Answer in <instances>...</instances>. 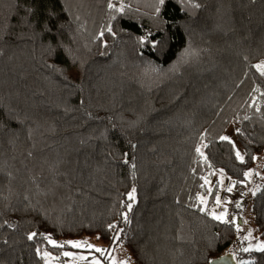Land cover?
Returning <instances> with one entry per match:
<instances>
[{
  "label": "trees",
  "instance_id": "16d2710c",
  "mask_svg": "<svg viewBox=\"0 0 264 264\" xmlns=\"http://www.w3.org/2000/svg\"><path fill=\"white\" fill-rule=\"evenodd\" d=\"M156 7L0 0V264H43L62 249L49 235L112 247L119 232L134 264H209L235 243L204 178L223 170L243 192L264 152V0ZM232 123L236 141L221 140ZM251 211L264 237V180Z\"/></svg>",
  "mask_w": 264,
  "mask_h": 264
},
{
  "label": "rangeland",
  "instance_id": "374dc122",
  "mask_svg": "<svg viewBox=\"0 0 264 264\" xmlns=\"http://www.w3.org/2000/svg\"><path fill=\"white\" fill-rule=\"evenodd\" d=\"M224 136H228L230 138L229 140L236 141L235 126L233 123L229 126ZM237 149L243 156V149L239 146ZM256 157H258V159L255 160L253 166L249 169L252 170V174L247 177L246 186L244 187L243 192H240L239 189H237L235 180L226 174L218 173L212 179V182H209V186H211V188H218L219 192L217 196L220 197L222 202L230 201V203H227L226 205L222 203L220 206H217L215 203L210 207V211H215L219 214L224 211L226 207V219L234 220L237 224V238L235 243L228 248V252H236L249 246L252 247V250H256V245L258 243H264V237L258 232L254 223L253 213L251 211L252 198L254 196L253 191L256 193V190L261 187L264 180V152L257 154ZM221 180L222 184L218 183V181ZM233 184L235 185L233 191H226L227 187ZM205 198L206 203H202L203 209H207L208 207L209 194ZM237 202H239L240 207H237ZM249 231H251V237L248 240H245L244 237L248 235ZM52 239L60 243L68 240L87 241L88 243H91L96 247L103 248L106 251L101 254L96 252L94 248H74L71 245L65 244L60 251L48 252L50 255H45L43 264H95V261L97 260L100 261V264H112L113 257L117 261L129 259V264H134L122 242L110 247L102 241H99L96 237L84 236L81 238ZM64 252H71L73 253V256L66 257L63 255ZM80 256H85L87 259L81 260L79 259Z\"/></svg>",
  "mask_w": 264,
  "mask_h": 264
},
{
  "label": "snow or ice",
  "instance_id": "6c2138e0",
  "mask_svg": "<svg viewBox=\"0 0 264 264\" xmlns=\"http://www.w3.org/2000/svg\"><path fill=\"white\" fill-rule=\"evenodd\" d=\"M164 4H165V0H157V7L155 8L156 13H159L160 12V6H162ZM108 6H109V8L115 9L117 12H123V10H124V5L123 4H121L119 8H117L116 5L113 4V3H109ZM193 6L196 7V8H199L200 7V5L198 3L197 4H194ZM55 17H56L55 11L54 10L53 11H50L49 12V20H50V22H53V27H55V24H54ZM51 30L52 29L50 28L49 31H51ZM107 31L108 32H111L112 30H111V28H108ZM102 35H103V32L101 33V36ZM113 35H114V33H113ZM152 36H153V34L151 32L146 33L144 36H141L139 38L140 44L143 45V44L151 41V46L153 48H155L160 42L159 41L151 40ZM255 67L261 71V74L262 75H264V64H257V65H255ZM239 131L240 130L237 129V132H239ZM220 139L221 140H229L230 138L228 136H221ZM196 151L197 152H200L201 155H203V153L201 152V149L199 147L196 149ZM236 156H237V158L241 162H244V157L240 154V152L238 150L236 151ZM252 159L253 160H256V159H258V157H252ZM133 167H134V165H133ZM222 172H223V170H221V173ZM251 174H252V170H249L248 172H245L244 173V176L245 177H248ZM204 179H205V184H208L209 183L208 179L207 178H204ZM218 183L222 184V180L221 181H218ZM234 186H235L234 184L228 186L227 189H226V191L232 192ZM258 190L259 189H257L256 191H258ZM209 191H211V189H209ZM135 192H136V189L133 188L132 191L128 193V198L130 200H133V201L135 200ZM253 195H255V191H253ZM200 200H201V203H206V198L205 197H200ZM215 203H216L217 206H220L222 203L226 205L227 203H230V201H223L222 202L221 199H220V197L219 196H216ZM131 207H132V205L129 204L128 205L129 211L131 210ZM237 207H240L239 202H237ZM209 215H211L215 220H218V221H221V222H225V223H228L229 222L226 219V217H227V208L226 207H225L224 211L220 212L219 214H217L215 211H211V212H209ZM124 219L127 220V214H124ZM232 223H235V221H232ZM108 227H109V229H112V228L115 227V225L110 224V225H108ZM36 235H37V233H31V234H29L28 239L31 240ZM250 237H251V231H249L248 235H246L244 237V239L245 240H248ZM47 239H48L49 243H51L53 246H56V247L63 248L65 246V244H67V245H71L74 248H83V247H87L89 249H93L94 248L96 252H99L101 254L105 253V251H106L105 249L96 247L95 245H93L91 243H88L87 241L68 240V241H65L63 243H60V242H58L56 240L51 239V236L50 235L47 237ZM119 241H120V233L117 232L115 235L112 236V242H113V244H117V243H119ZM251 250H252V247L251 246L245 247V248L242 249V251H244V252H249ZM256 250L261 251V252H264V243H258L256 245ZM45 255L47 256V255H50V254L49 253H45ZM63 255L66 256V257H71V256H73V253H71V252H64ZM230 255H232V258L233 259L236 258L234 253H230ZM223 258L224 257H220V259H223ZM79 259L84 260V259H87V257L80 256ZM95 264H100V261L99 260L95 261ZM112 264H129V259L117 261L113 257L112 258ZM209 264H215V261L214 260H210L209 261ZM238 264H247V262L240 261V262H238Z\"/></svg>",
  "mask_w": 264,
  "mask_h": 264
},
{
  "label": "water",
  "instance_id": "95a60500",
  "mask_svg": "<svg viewBox=\"0 0 264 264\" xmlns=\"http://www.w3.org/2000/svg\"><path fill=\"white\" fill-rule=\"evenodd\" d=\"M220 257H224L223 259H220ZM215 261V264H237L236 258L233 259L232 255H230V252H227L217 258L213 259Z\"/></svg>",
  "mask_w": 264,
  "mask_h": 264
},
{
  "label": "crops",
  "instance_id": "0c3cea01",
  "mask_svg": "<svg viewBox=\"0 0 264 264\" xmlns=\"http://www.w3.org/2000/svg\"><path fill=\"white\" fill-rule=\"evenodd\" d=\"M230 253H234V252H230Z\"/></svg>",
  "mask_w": 264,
  "mask_h": 264
}]
</instances>
